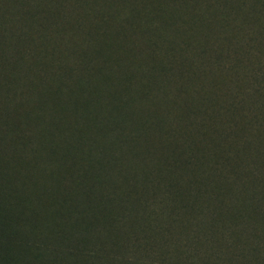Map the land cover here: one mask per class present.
<instances>
[{
	"label": "trees",
	"instance_id": "trees-1",
	"mask_svg": "<svg viewBox=\"0 0 264 264\" xmlns=\"http://www.w3.org/2000/svg\"><path fill=\"white\" fill-rule=\"evenodd\" d=\"M0 98V212L36 216L0 264H110L109 208L116 264H264V0H0Z\"/></svg>",
	"mask_w": 264,
	"mask_h": 264
},
{
	"label": "rangeland",
	"instance_id": "rangeland-1",
	"mask_svg": "<svg viewBox=\"0 0 264 264\" xmlns=\"http://www.w3.org/2000/svg\"><path fill=\"white\" fill-rule=\"evenodd\" d=\"M215 29H217V30H219L221 32H222V30L223 31L225 30L220 25L215 26ZM193 64H194V61H193ZM191 70L192 69L190 68V71ZM1 102H3V98H0V103ZM237 110H235L234 112H230L231 118L238 117V116L235 115ZM18 112H20V111H18ZM178 112L180 113V114L178 113L179 117L181 115L182 116H188L187 113H185V115H184L181 111H178ZM226 114L227 115H224V117L220 116V119H221L220 123L221 124H225L226 123V119H228L227 117H229V113H226ZM220 115H223V114L220 113ZM240 120H241V118H240ZM190 135H191V138H192L193 134L190 133ZM198 139H199V137H196V140H198ZM1 145L6 146V142L4 141L3 143H1ZM155 146L158 147V148L161 147L159 145H155ZM15 147H17V145H15ZM11 148H12V146L10 144H8L5 147V149H2V150H8V149H11ZM43 148H45V147L40 148V150L41 149L44 150ZM25 149H26L25 147H20L19 146L17 151L16 152H12L10 154V158H8L9 161H10L9 169L12 168V163L15 166V168H20V170L18 171V174H16V175L18 177V183L19 182L22 183L21 185L26 184V178L28 176V174L26 173L27 164H25L24 159H23V158H25V154H24V150ZM46 150H47V148H45V151ZM19 152H20V154H19ZM0 153H1V151H0ZM68 153L71 155L70 151H67V154ZM80 154H81L80 152L73 151V153H72L73 157L70 159L69 158L70 155H69L67 157V160H66L67 163H58L59 169L57 168V170H56V171H58L56 176L55 175L54 176L50 175L49 179L41 178V180H43L48 186L47 185L45 186L44 182H40V183H38V185H39L38 189H40V190L42 188L43 189H45V188L52 189L51 184H55V183H52L54 178L57 180L59 177L63 176L64 179H67L70 176V174H72L74 171H76V170L78 171L81 168V166L84 164V162L82 160L76 158L74 155L80 156ZM30 156H31V154H29V157ZM159 157H160V154L157 153V155L154 158H152V160L154 162H157L159 160ZM72 159H74L73 162H72ZM147 160H149V159H147ZM147 160H144V163H141V162L138 163V165H139L138 166V171L141 174L143 173V171H144V173L146 171L145 164L147 163ZM3 161H4V159L1 158V154H0V163H3ZM15 171H16V169H10L9 178L11 176H14ZM28 171H30L29 168H28ZM12 172H14V173H12ZM36 174H37V171H36ZM37 175H42V173H39ZM105 176L106 177H102L100 179L98 178V179L93 181V183L96 184V189H98V190H103V189L108 190V188L110 187V181H109L110 177L106 173H105ZM140 181H141V179L138 180V183ZM21 185L19 184L20 190H22V191H20V192L18 191V193H19L18 197L10 199V195H8L10 193L9 189H7L4 194H2V197L4 198L5 201L8 202V204L18 203L20 201V199L24 200V196L27 193V189H24V191H23V189L21 188ZM27 185H29V184H27ZM49 193H51V192H49ZM53 197H54L53 195L47 197L45 194L42 197L39 196L38 203H41V202L43 203L42 217L44 216V211H45V207L46 206H47L48 210L53 207V204H54V198ZM36 198H38V196ZM35 200H37V199H35ZM136 205H139V204H136ZM14 209H16V208L10 206V210H14ZM109 209H110V211L106 210V211L102 212L101 215H100V218H102L104 214L110 213L108 215V218H105L104 220L105 221L107 220L105 223L109 224V226L112 224L111 226L113 228V231H111L112 234L110 236L109 235H105V238H103V239L106 240L108 245H109V243L113 244L112 247L109 249L110 252L108 254H110V258L112 259V261H110V264H116V262H119V257L124 252V249H123L122 246H124L127 243V241H128V233H129V231L131 232V229H129V228H131L132 225L136 226L137 221H136V219H132V221H125L124 223H119V222H117L116 220L113 219V209L112 210H111V208H109ZM19 210L22 211V214H21V218L22 219H21V221L19 223L18 222L14 223L15 220L19 221V218H18L19 212L17 211V209L12 214H11V212H9L8 214H4V213L0 212V214H3V215H0V255H3L6 252L5 248H6V246H8L7 243H6L8 238H12V239L17 240L18 238L24 239V238H26L28 236V234L26 233V228H28L30 226V223H32L31 220L35 219L36 216H33L32 213L30 212L32 210V208H27V209L26 208H19ZM147 212H149V211L142 210V208L139 209V211L137 213V216H138V219L140 220V223L141 222H142V224L144 223L143 219L146 217ZM99 219L97 221L98 226H100V224L104 223V221L102 219L100 221H99ZM23 231L25 233H23ZM114 236H117V239L114 238ZM98 241H102V240L98 239ZM111 251H112V253H111ZM112 254H114L115 257L117 258L116 262H114ZM96 264H99V261H97Z\"/></svg>",
	"mask_w": 264,
	"mask_h": 264
}]
</instances>
